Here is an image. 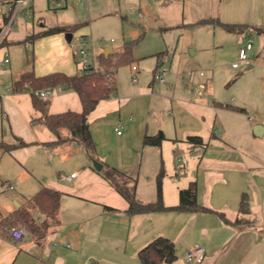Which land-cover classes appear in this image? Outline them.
Masks as SVG:
<instances>
[{
    "label": "crops",
    "instance_id": "crops-1",
    "mask_svg": "<svg viewBox=\"0 0 264 264\" xmlns=\"http://www.w3.org/2000/svg\"><path fill=\"white\" fill-rule=\"evenodd\" d=\"M76 1L77 6L85 7ZM126 2L134 3L136 6L131 10L147 23L154 22L151 15L156 17L161 5L168 18L177 15L182 3L183 14H190L197 23L207 21L229 35L242 37L257 32L260 50L264 52V0ZM62 5L66 9L68 0ZM224 25L246 29L229 32ZM42 27L40 33L51 29L44 24ZM57 27L73 29L71 33L78 29L77 24ZM71 33L37 38L34 53L39 55L41 49L48 50L44 62L34 60L33 68L29 61L20 66L10 61L8 70L6 64L0 63L3 67L0 74L4 75L0 82V162L7 159L13 170L12 174H6L0 168V222L21 209H30L38 224L48 225L44 237L28 234L31 238L25 237L20 242L11 240L8 231L0 234V264H141L139 252L158 237L175 244L177 259L171 264H188L186 252L197 245L205 249L200 264H264V115L258 120L250 117L247 109L218 102L213 97L212 77L205 78V74L185 84L170 74L161 83L154 68L150 83L147 79L141 84L132 80L129 87H118L116 74L115 96L101 101L88 118L95 144L92 156L70 141L66 129L60 131L64 143L54 145L56 137L47 127L31 123L39 116L33 107L31 91L14 86L28 72L37 77L56 72L78 74L75 53L66 44L73 39ZM84 34L80 37L88 41V32ZM26 40L18 43L26 45ZM132 42L126 43L121 52L108 46L101 54H94L96 66L99 67L102 56L117 59ZM2 48L5 55L10 52L8 38ZM255 49L254 45L251 52ZM132 58L134 63L133 52ZM76 65L79 67L78 62ZM254 67L251 60L249 69ZM144 72L138 67L135 71L142 76ZM8 86L14 87V91L8 92ZM195 89L202 90V94L195 96ZM48 101L50 114L83 111L80 97L74 91L52 89ZM256 127L261 129L259 135L255 133ZM192 136L202 138L203 145L190 143L188 138ZM146 137H161L162 142L159 146L146 145ZM21 142L25 145H20ZM28 146L44 158L47 164L44 172L48 174L31 165L28 157L20 156L21 149ZM55 159L72 162L70 169L75 171L68 173L65 169L58 171L57 178L50 176L52 168L59 169ZM94 160L102 164V171L95 169ZM108 167L135 180L136 197L141 204L157 201V178L163 173L166 207L177 206L180 191L195 183L197 202L209 211L132 215L128 212L129 203L103 176ZM72 174L77 175L70 183L60 181L61 175ZM6 178L16 187L4 181ZM5 182L13 189L5 187ZM44 188L62 194L60 210L54 219H47L30 206ZM243 195L247 196L250 209L245 215L240 212Z\"/></svg>",
    "mask_w": 264,
    "mask_h": 264
},
{
    "label": "rangeland",
    "instance_id": "rangeland-1",
    "mask_svg": "<svg viewBox=\"0 0 264 264\" xmlns=\"http://www.w3.org/2000/svg\"><path fill=\"white\" fill-rule=\"evenodd\" d=\"M34 12L30 10L28 14L20 15L16 25L11 29L8 39L10 52L7 53L12 65H22L29 61L33 68V61L44 62L46 49H41L39 55L34 53L32 43L24 41L32 34L42 31L44 24L46 28L57 27L59 25H78V29L71 33L72 41L66 42L71 52L75 53L76 62H80V55L77 48V38L88 32L87 40L92 44L93 52L97 56L104 51V48L113 46L115 52H121L125 44L132 42V52L135 58L134 63L127 64L119 68L117 73L118 87L132 85L133 78L139 80L141 84L145 79L152 81V70L157 69L158 74L163 70L167 73L166 81L172 74L185 84L192 78L205 74V78L212 77L213 97L220 103L242 107L247 109L249 116L261 120L264 115V52H261L262 45L257 32H250L246 35H229L221 28L210 22L197 23L196 18L190 14H183V5L180 3V11L174 17L166 16V9L163 5L157 9V16L153 17L154 22L147 23L138 19L131 8L136 5L130 4L126 0H87L88 7L77 6L76 0H68L66 9L52 8L48 0H34ZM63 6V5H62ZM145 17L146 14L144 13ZM158 23H155V21ZM169 23L171 26H165ZM224 36V37H223ZM247 38L253 41L256 49L250 52V59L253 60L252 69L242 65L241 69L234 70L232 62L234 57L238 61L240 45H244ZM19 40V41H18ZM215 42L218 44H215ZM197 51L195 55L194 52ZM260 52V54H258ZM5 51L0 48V63H3ZM253 55H252V54ZM40 58V59H39ZM74 62V66L80 74V68ZM163 65L161 66V64ZM135 65L144 72V75L132 72ZM0 64V71L3 67ZM10 65L7 64V70ZM214 71V75H213ZM189 72L192 76L189 77ZM0 74V82L4 79ZM156 76V75H155ZM0 83V85H1ZM5 87V86H4ZM11 88L12 86H8ZM8 90V88H7ZM28 90H25V92ZM31 91V90H30ZM115 96V94L113 95ZM235 99V101H234ZM212 100H214L212 98ZM29 159L31 165L44 172V158L34 152L32 146L21 149V155ZM13 158V157H10ZM59 167L50 171V176L58 177V171L71 173L72 162H62L60 159L54 160ZM2 164V166H1ZM0 168L6 174H12L10 162L7 159L0 162ZM45 173V172H44ZM46 172L45 174H48ZM10 181L13 187L15 183ZM6 183V182H5ZM6 231L0 228V234ZM27 237V236H26ZM28 240L31 236L27 237Z\"/></svg>",
    "mask_w": 264,
    "mask_h": 264
},
{
    "label": "trees",
    "instance_id": "trees-1",
    "mask_svg": "<svg viewBox=\"0 0 264 264\" xmlns=\"http://www.w3.org/2000/svg\"><path fill=\"white\" fill-rule=\"evenodd\" d=\"M203 23H207L203 22ZM229 32H240L245 30L243 26H223ZM1 30V27H0ZM73 29L65 27H56L46 30L43 33L32 34L26 42L34 43L39 37L59 33H71ZM133 62L132 44L126 46L125 51L115 60L101 57L99 67L93 72L80 73L76 75H67L56 72L45 76L37 77L34 72L23 74L21 80L15 84V88L23 90V86H30L32 103L34 109L39 113L37 118L32 120V125L40 124L47 127L56 137L54 145H61L64 141L61 139L60 131L66 129L70 135V141L81 145L89 155H93L95 144L89 128V115L97 108L101 101L111 98L117 92L116 74L118 68ZM114 75V86H110L108 75ZM63 88L65 90L76 92L82 102L83 111L76 113L72 111L50 114L49 101H44L35 96V91L44 89ZM239 111H244L239 109ZM188 141L195 145H203L200 137L192 136ZM146 145L159 146L162 142L161 137H146ZM20 145H25L21 142ZM105 179L111 186L129 203L130 214H143L164 211L181 212H206L208 209L200 206L197 202V189L195 183L188 189L181 190L179 194V204L175 207H166L163 203L162 180L163 173L157 178V201L149 204H141L136 197V182L126 174L115 168H106L103 172ZM62 194L59 191L44 188L36 194L31 200L30 206L33 210L42 212L47 219H54L58 215L61 205ZM240 212L249 214V203L246 195H243ZM47 224H38L30 209H21L12 214L8 219L0 222V228L8 231L11 228L19 227L27 231L28 234L44 237ZM141 264H171L177 259L175 244L168 238L158 237L149 245L143 248L138 254Z\"/></svg>",
    "mask_w": 264,
    "mask_h": 264
},
{
    "label": "built area",
    "instance_id": "built-area-1",
    "mask_svg": "<svg viewBox=\"0 0 264 264\" xmlns=\"http://www.w3.org/2000/svg\"><path fill=\"white\" fill-rule=\"evenodd\" d=\"M34 0H0V48L5 43L6 39L8 38V35L11 31V29L16 25L18 18L20 15L28 14L32 8ZM65 0H48L49 5L52 8H61L62 2ZM78 2L82 6H88L87 0H78ZM77 48L80 55V62H79V68L81 73H91L93 70H97L98 67L96 66V58L94 55V52L92 50V44H90L88 41H86L82 37L77 38ZM253 49V41L251 39H247L245 44L239 49L238 53V61L234 62L232 64L233 69H239L242 65L250 66L251 59H250V52ZM9 56L8 54L4 57V64H9ZM135 72L137 70V67L132 68ZM167 71L163 70L161 74H158L156 76L157 81L163 83L165 82V76ZM201 76H204V73H200ZM189 77L192 76V72H189ZM108 80L110 82V86H114L115 77L113 74H109ZM133 82L136 83L137 79L134 78ZM23 90H30V86L28 84H25L23 86ZM14 87H11L8 89V92H13ZM195 96H199L202 94V90L195 89L193 91ZM35 96L41 98L44 101H48L51 95V89H45L40 91L34 92ZM118 134L120 135L121 132L118 131ZM77 174H72L71 176L67 177L64 175L60 176V181L63 183H70L73 178L76 177ZM5 187L9 189H13V187L6 183ZM28 235L27 231L23 228L14 227L9 230V236L11 240L15 242H20L24 240V238ZM205 256V249L201 245H197L192 247L186 252V261L188 264H200Z\"/></svg>",
    "mask_w": 264,
    "mask_h": 264
},
{
    "label": "water",
    "instance_id": "water-1",
    "mask_svg": "<svg viewBox=\"0 0 264 264\" xmlns=\"http://www.w3.org/2000/svg\"><path fill=\"white\" fill-rule=\"evenodd\" d=\"M68 36H69V38L71 39V34H68ZM261 129H260V127H256V129H255V133L257 134L258 133V131H260ZM258 135H259V133H258ZM93 164H94V167H95V169L97 170V171H102V169H103V166H102V164H100L99 162H97V161H93Z\"/></svg>",
    "mask_w": 264,
    "mask_h": 264
}]
</instances>
